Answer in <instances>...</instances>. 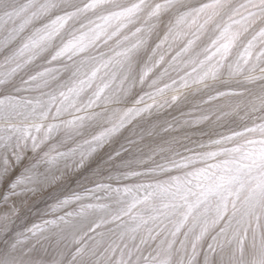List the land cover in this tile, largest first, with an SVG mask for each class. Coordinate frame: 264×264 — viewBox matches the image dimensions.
<instances>
[{"label": "snow or ice", "instance_id": "obj_1", "mask_svg": "<svg viewBox=\"0 0 264 264\" xmlns=\"http://www.w3.org/2000/svg\"><path fill=\"white\" fill-rule=\"evenodd\" d=\"M0 264H264V0H0Z\"/></svg>", "mask_w": 264, "mask_h": 264}]
</instances>
